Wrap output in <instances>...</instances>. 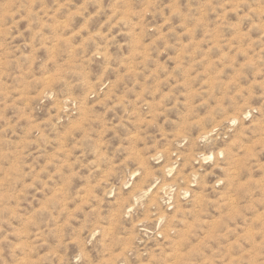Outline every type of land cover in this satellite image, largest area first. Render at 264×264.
Returning <instances> with one entry per match:
<instances>
[{
	"label": "rangeland",
	"instance_id": "obj_1",
	"mask_svg": "<svg viewBox=\"0 0 264 264\" xmlns=\"http://www.w3.org/2000/svg\"><path fill=\"white\" fill-rule=\"evenodd\" d=\"M0 264H264V0H0Z\"/></svg>",
	"mask_w": 264,
	"mask_h": 264
}]
</instances>
